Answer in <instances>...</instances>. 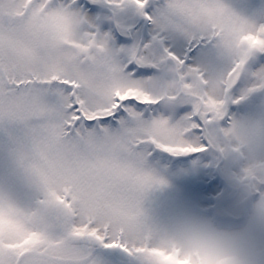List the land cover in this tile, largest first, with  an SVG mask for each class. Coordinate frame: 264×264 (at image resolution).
<instances>
[{"label":"snow or ice","instance_id":"obj_1","mask_svg":"<svg viewBox=\"0 0 264 264\" xmlns=\"http://www.w3.org/2000/svg\"><path fill=\"white\" fill-rule=\"evenodd\" d=\"M131 2L230 63L209 76L165 50L166 74L156 83L137 79L131 62L150 58L112 47L88 0H0V151L10 164L0 179V264H119L124 255L192 264L193 254L195 264H228L207 240L190 239L180 258L174 243L169 251L146 235L143 194L163 180L144 170L143 149L208 147L186 138L229 124L233 90L250 58L264 54V20L225 0H166L155 18L148 0ZM252 85L245 94L264 88V66ZM181 104L174 122L159 111Z\"/></svg>","mask_w":264,"mask_h":264},{"label":"rangeland","instance_id":"obj_2","mask_svg":"<svg viewBox=\"0 0 264 264\" xmlns=\"http://www.w3.org/2000/svg\"><path fill=\"white\" fill-rule=\"evenodd\" d=\"M166 0H148L150 14L160 15ZM94 4L90 11L98 27L110 37V44L125 52L139 49L147 59L144 63L132 61V71L137 79H152L153 83L166 73L162 64L165 50L181 57L186 64L203 69L209 76L222 72L230 63L216 49L199 40L193 41L182 31L166 26L162 21L149 20L144 10L131 0L120 6H112L107 0H88ZM230 7L255 21L264 20V0H225ZM257 54L250 58L239 84L233 90V102L228 105V121L239 119L247 127L264 125V88H251L254 74L264 66ZM170 67V65H167ZM152 69V70H151ZM186 105H162L163 111L179 119ZM151 111V109H149ZM194 144H207L198 153H169L164 149L145 147L144 167L163 180L145 190L141 201L142 222L146 235L153 244L177 242L185 235V228L192 223L214 221L229 226L246 225L253 244L240 248L248 264H264V220L258 217L253 201L258 195L257 181L249 175L244 149L234 140L217 145L206 130L202 135L189 138ZM9 161L0 151V179L9 170ZM20 199L28 202L31 194L21 190ZM240 215L234 223L227 215ZM112 252V253H110ZM107 255H112L110 251ZM121 259L127 261V257ZM129 261V260H128ZM133 261V260H132ZM135 261L147 263L148 258L137 256Z\"/></svg>","mask_w":264,"mask_h":264},{"label":"clouds","instance_id":"obj_3","mask_svg":"<svg viewBox=\"0 0 264 264\" xmlns=\"http://www.w3.org/2000/svg\"><path fill=\"white\" fill-rule=\"evenodd\" d=\"M172 119L174 122L175 119L173 117ZM226 129L228 130L226 131ZM211 136L213 142L218 146L226 141L234 140L244 149L249 175L258 182V195L253 201L254 212L264 220V125L247 127L239 119H233L227 125L219 123L214 125ZM189 138L186 139L191 142ZM160 139L162 142H172L168 137H161ZM144 170L148 171L145 167ZM193 238L207 240L214 244L218 252L215 259L227 260L228 264H248L241 254L240 248L251 246L254 243L246 225L229 226L214 221L192 223L186 226L184 237L177 242H173L181 250L180 258H185L188 255L190 251L188 241ZM173 243L156 246L166 247L171 251ZM196 260L197 257L193 254L191 256L192 264H195Z\"/></svg>","mask_w":264,"mask_h":264},{"label":"flooded vegetation","instance_id":"obj_4","mask_svg":"<svg viewBox=\"0 0 264 264\" xmlns=\"http://www.w3.org/2000/svg\"><path fill=\"white\" fill-rule=\"evenodd\" d=\"M228 219H233V220H235L236 219V217H232V216H229L228 217ZM236 220H239V219H236ZM112 251H114L115 252V250H112ZM113 252V253H114ZM110 253H112V252H110ZM124 257H127L128 259H126L127 261H124V259H120L119 260V264H147V263H141V262H137V261H135V258L137 257V256H135V257H129V256H127V255H124ZM129 260V261H128ZM133 260V261H132Z\"/></svg>","mask_w":264,"mask_h":264},{"label":"bare ground","instance_id":"obj_5","mask_svg":"<svg viewBox=\"0 0 264 264\" xmlns=\"http://www.w3.org/2000/svg\"><path fill=\"white\" fill-rule=\"evenodd\" d=\"M248 222H249V220H248ZM248 222L246 223V226H247Z\"/></svg>","mask_w":264,"mask_h":264}]
</instances>
